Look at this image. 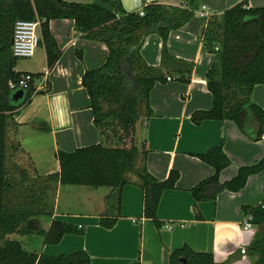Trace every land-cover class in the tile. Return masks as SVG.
I'll return each mask as SVG.
<instances>
[{"label": "trees", "instance_id": "obj_1", "mask_svg": "<svg viewBox=\"0 0 264 264\" xmlns=\"http://www.w3.org/2000/svg\"><path fill=\"white\" fill-rule=\"evenodd\" d=\"M99 3L79 4L63 0H0V264H90L84 251L48 256L30 252L11 235L37 234L45 245H56L66 234L84 235V229L51 219L45 231L39 227L41 216L51 218L59 187L82 186L91 189L110 188L106 198L108 209L120 206L123 186L134 183L143 193V217L159 226L157 208L161 195L175 188L178 173L172 171L159 181L146 170L147 149L137 142L140 127L152 117L149 95L155 84H165L168 76L183 84L190 82L192 62L176 58L167 48L171 31L182 28L197 11L200 0H181L178 6L150 3L139 12H126L120 0H96ZM241 2L220 16H211L202 30L200 41L213 63L207 71L206 88L212 97L209 110L195 111L191 122L206 120L231 121L245 133L242 116L250 111L257 121V132L248 136L260 140L264 133V113L251 101L256 85L264 83V7L248 8ZM40 20L41 43L46 54V70L50 72L60 57V50L49 31L51 20H72L76 29L90 40L103 43L107 57L99 67L87 70L81 77L93 124L103 144L58 151L57 173L41 177L30 157L8 143L7 129L13 114L39 94L29 85L23 99L14 102L15 93L9 83L18 84L21 75L12 56V38L17 21ZM157 35L162 42L158 67L148 65L140 54L144 39ZM40 78L41 73L31 74ZM214 169L213 176L190 189L196 202L211 201L224 191L238 192L248 177L264 171V157L240 167L228 181L220 182L219 173L230 165L222 145L209 148L196 156ZM11 165L8 166V162ZM117 195V196H116ZM263 205V206H261ZM253 225L259 228L248 254L253 264H264V201L257 206L243 207ZM111 213V212H110ZM109 213V214H110ZM99 217V224L113 227L118 215ZM35 220L36 231L27 229ZM185 259V263L178 260ZM169 264H216L209 253H197L187 245L169 255Z\"/></svg>", "mask_w": 264, "mask_h": 264}, {"label": "crops", "instance_id": "obj_2", "mask_svg": "<svg viewBox=\"0 0 264 264\" xmlns=\"http://www.w3.org/2000/svg\"><path fill=\"white\" fill-rule=\"evenodd\" d=\"M63 1L99 3L96 0ZM120 2L126 12H140L150 3L178 6L181 0ZM240 2L200 0L193 18L168 36L170 54L192 62L194 69L188 84L179 81L155 84L149 95L153 115L137 133V142L144 143L148 151L145 167L152 177L163 181L172 171L178 173L175 188L161 195L156 213L159 226L143 217V193L134 183L122 187L120 206L115 205L112 211L105 202L111 193L110 188L99 196L101 202L104 198V203L99 208L93 206L97 209L87 208L93 195L97 197V189L87 190L83 200L88 205L85 211L59 213L55 207L53 216L43 229L46 231L53 219L83 228L84 235L66 234L56 245L42 243L37 254L57 256L84 251L90 258V264H169V255L187 245L194 252L211 254L216 264H253L247 250L259 234V228L253 225L250 232L242 230L245 217L242 208L257 206L264 201V171L248 177L240 191H224L211 201L196 202L190 192L193 186L214 174L211 166L196 157L211 147L222 145L230 160V165L219 173L220 182L230 180L240 167L249 166L264 157V133L258 141L248 137L256 134L258 127L252 112L246 111L242 116L245 133L231 121L206 120L194 125L190 120L195 111L209 110L212 106L205 75L213 63V55L200 41L207 21L200 13L209 17L220 16ZM247 7H264V0H248ZM49 31L61 52L60 57L48 72L45 50L39 45L34 55L20 68L16 63L17 72H47V75L36 83V91L40 93L32 96L27 105L13 114L7 129L8 143L17 145L30 157L41 177L59 171L55 158L58 151L69 153L77 148L103 144L93 124L81 77L85 71L103 64L107 48L101 42L86 39L72 20H51ZM161 47L162 42L157 35H148L140 49L143 60L158 67ZM62 69L70 74L62 75ZM250 98L264 113V83L253 88ZM61 108L67 109L71 119V124L64 128L57 123ZM108 214L118 217L112 228L105 229L99 224V217ZM242 247L246 249L245 255L240 254Z\"/></svg>", "mask_w": 264, "mask_h": 264}, {"label": "built area", "instance_id": "obj_3", "mask_svg": "<svg viewBox=\"0 0 264 264\" xmlns=\"http://www.w3.org/2000/svg\"><path fill=\"white\" fill-rule=\"evenodd\" d=\"M204 9V7H203ZM140 16L143 15L142 11L139 12ZM201 17H206L207 20L209 16L204 13H200ZM207 22V21H206ZM40 20L35 19L33 21H17L14 25L13 38H12V56L17 60L30 59L36 50V48L41 43V28ZM47 75L44 72L40 78ZM40 78H34L31 74L25 73L21 75L18 84L9 83V87L13 92L22 90L23 92L29 88V85L33 86L36 91V83ZM173 78L168 76L166 81H172ZM263 206V205H261ZM253 218L250 214L244 217L242 222V230L244 232H250L253 227ZM240 254L245 255L246 249L244 247L240 248Z\"/></svg>", "mask_w": 264, "mask_h": 264}, {"label": "rangeland", "instance_id": "obj_4", "mask_svg": "<svg viewBox=\"0 0 264 264\" xmlns=\"http://www.w3.org/2000/svg\"><path fill=\"white\" fill-rule=\"evenodd\" d=\"M27 59L24 60H17V65L18 68H20L21 64H23L24 62H26ZM11 165V162H8V166ZM91 191V188H87V187H82V186H62L59 187V190L57 192L56 195V199L55 200V206L57 211L60 212H65V211H79V212H83L85 211L86 207L88 209H92L94 208L93 206L95 205L97 208L100 207V205L102 206L104 203V198L101 200H99V196L102 195L104 192H107L108 188H100L97 189V197H94L93 195V199H92V203L91 204H85L83 202L84 200V196L86 194V192ZM108 197V196H107ZM106 197V198H107ZM81 198V201H79V199ZM105 198V202H106V206L107 205V201ZM94 209H97V208ZM50 218L47 216H41L38 218V222H39V227L41 229H45L46 227V222L49 220ZM11 240H15L21 243V245L23 246L24 249H26L27 251L30 252H39L40 251V247L43 243V237L37 234H31V235H25V236H21V235H11L9 237Z\"/></svg>", "mask_w": 264, "mask_h": 264}, {"label": "clouds", "instance_id": "obj_5", "mask_svg": "<svg viewBox=\"0 0 264 264\" xmlns=\"http://www.w3.org/2000/svg\"><path fill=\"white\" fill-rule=\"evenodd\" d=\"M61 74L62 75H69L70 73H68V71L66 69H62ZM57 123H58V126L60 128H64L65 126L71 124V119L67 115V109L66 108H61L58 110Z\"/></svg>", "mask_w": 264, "mask_h": 264}, {"label": "water", "instance_id": "obj_6", "mask_svg": "<svg viewBox=\"0 0 264 264\" xmlns=\"http://www.w3.org/2000/svg\"><path fill=\"white\" fill-rule=\"evenodd\" d=\"M23 97H24V92L22 90H18L12 95L11 99L14 102H18L19 100L23 99ZM26 227L27 229L32 230V231H36L38 228L37 224L35 225V220H29L27 222ZM178 261L181 263H185V259L183 258H180Z\"/></svg>", "mask_w": 264, "mask_h": 264}]
</instances>
